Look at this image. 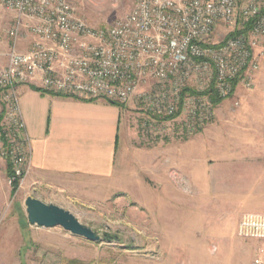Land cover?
Segmentation results:
<instances>
[{"label": "rangeland", "instance_id": "1", "mask_svg": "<svg viewBox=\"0 0 264 264\" xmlns=\"http://www.w3.org/2000/svg\"><path fill=\"white\" fill-rule=\"evenodd\" d=\"M70 2L76 14L94 27L109 26L134 7L133 0ZM14 21L15 15L0 4V31ZM231 32L232 28L219 25L212 40H223ZM20 35L30 44L29 27H23ZM122 106L129 108L130 132L120 147L124 157L120 177L59 203L105 237L92 241L60 226L31 224L26 198H57L41 195L26 180L14 189L7 163L0 159V264H252L258 257L264 260L263 239L237 235L244 214L264 213V204L259 206L262 210L250 206L256 190L250 187L255 184L253 165L249 158L225 155L232 151V134L243 123L252 132L260 128L264 132V61L253 88L240 87L215 107L214 118L202 127L187 131L184 116H155L134 101Z\"/></svg>", "mask_w": 264, "mask_h": 264}, {"label": "built area", "instance_id": "2", "mask_svg": "<svg viewBox=\"0 0 264 264\" xmlns=\"http://www.w3.org/2000/svg\"><path fill=\"white\" fill-rule=\"evenodd\" d=\"M133 1L127 16L94 27L70 0H0L15 15L0 31V44L7 45V64L0 66V159L12 186H23L32 167L22 84L120 105L134 101L155 116H184L187 131L214 118L208 91L226 99L255 85L264 61V0ZM219 25L233 32L213 41ZM23 27L31 38L25 51L18 45ZM237 235L264 240V213L244 214Z\"/></svg>", "mask_w": 264, "mask_h": 264}, {"label": "crops", "instance_id": "3", "mask_svg": "<svg viewBox=\"0 0 264 264\" xmlns=\"http://www.w3.org/2000/svg\"><path fill=\"white\" fill-rule=\"evenodd\" d=\"M28 44L21 39L19 49L27 50ZM6 49L7 45L0 44L1 67L7 64ZM19 89L22 114L31 139L32 167L26 185L41 195L56 197L44 201L59 205L67 198L79 197L81 192L89 194V189L117 181L124 161L121 143L130 132L128 107L106 99L53 94L31 84H22ZM1 112L0 102V115ZM243 124V128L237 127L232 134V154L228 151L225 155L240 160L249 158L255 180L250 187L256 189L254 194L250 192L254 198L250 206L262 210L264 132L262 128L258 133L252 132ZM245 128L250 131L245 132Z\"/></svg>", "mask_w": 264, "mask_h": 264}, {"label": "water", "instance_id": "4", "mask_svg": "<svg viewBox=\"0 0 264 264\" xmlns=\"http://www.w3.org/2000/svg\"><path fill=\"white\" fill-rule=\"evenodd\" d=\"M26 211L29 222L45 228L60 226L65 230L92 241L102 237L91 225L83 223L72 211L55 203L29 196L26 198Z\"/></svg>", "mask_w": 264, "mask_h": 264}, {"label": "trees", "instance_id": "5", "mask_svg": "<svg viewBox=\"0 0 264 264\" xmlns=\"http://www.w3.org/2000/svg\"><path fill=\"white\" fill-rule=\"evenodd\" d=\"M251 27V25L250 24H247V25H245L243 28H241V29H237L235 32H233L232 34H234V33H239V32H242V31H246V30H248L249 28ZM43 90V89H42ZM209 93H210V95H211V99H212V102H213V104H214V107H216V106H218L222 101H224L225 99H223V98H220L219 96H218V94L214 91V89H212V91H208ZM114 103H116V102H114ZM116 104H118V103H116ZM120 105V104H119ZM122 106V105H121ZM123 107V106H122ZM8 170H9V175L11 174V171H10V168L8 167ZM14 187V189H16L17 188V186L15 185V186H13Z\"/></svg>", "mask_w": 264, "mask_h": 264}]
</instances>
